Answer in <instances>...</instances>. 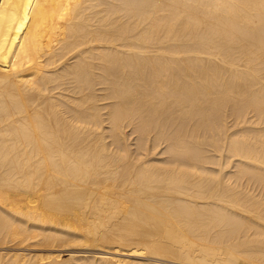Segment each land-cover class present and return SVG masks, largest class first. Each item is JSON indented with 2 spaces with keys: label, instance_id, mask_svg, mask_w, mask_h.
Segmentation results:
<instances>
[{
  "label": "bare ground",
  "instance_id": "6f19581e",
  "mask_svg": "<svg viewBox=\"0 0 264 264\" xmlns=\"http://www.w3.org/2000/svg\"><path fill=\"white\" fill-rule=\"evenodd\" d=\"M0 264H264V0H0Z\"/></svg>",
  "mask_w": 264,
  "mask_h": 264
}]
</instances>
